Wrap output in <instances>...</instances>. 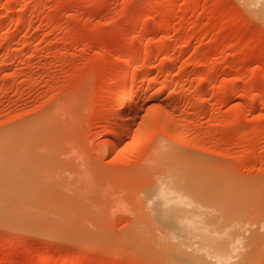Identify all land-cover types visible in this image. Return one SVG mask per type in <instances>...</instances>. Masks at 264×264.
Returning <instances> with one entry per match:
<instances>
[{
	"label": "rangeland",
	"instance_id": "rangeland-1",
	"mask_svg": "<svg viewBox=\"0 0 264 264\" xmlns=\"http://www.w3.org/2000/svg\"><path fill=\"white\" fill-rule=\"evenodd\" d=\"M254 1L0 0V133H29L35 161L27 151L31 164H15L14 178L69 222L46 234L0 226V264H161L133 236L138 195L156 182L218 191L213 218L257 233L249 264H264V20ZM121 123L129 134L116 147ZM167 150L207 164H158Z\"/></svg>",
	"mask_w": 264,
	"mask_h": 264
},
{
	"label": "bare ground",
	"instance_id": "bare-ground-1",
	"mask_svg": "<svg viewBox=\"0 0 264 264\" xmlns=\"http://www.w3.org/2000/svg\"><path fill=\"white\" fill-rule=\"evenodd\" d=\"M254 5L256 12L264 20V0H255ZM125 65L123 70L120 69L122 73L134 75L136 69L130 63L127 67ZM118 88L120 87L115 81L108 90L114 93ZM151 88L145 91L151 93ZM159 92L160 90L156 93ZM132 94L133 88L126 87L117 98V108L128 106L127 102ZM119 119L123 121V118ZM118 128L114 141L116 147L122 145L129 134L127 124L116 129ZM28 134L17 129L0 133V226L45 234L64 230L69 224L67 216L46 211L47 206L35 196L37 191L14 178L12 169L15 164H31L32 159L35 161V156L28 150ZM27 151L31 161L25 155H28ZM190 155L167 150L158 164H207L195 158V155ZM219 195L214 189L194 188L187 183L172 182H156L142 190L138 195L141 201L138 209L140 212L135 214L139 226L136 224L138 227L133 236L143 241L139 246L151 259L147 258L161 264H249L257 252L256 241L260 244L261 237H258L260 240L256 239L257 233L254 231L255 236H247L248 239L245 240L243 234L229 230L224 221L213 218L215 199ZM174 224L178 226H169ZM75 263L77 264L76 261Z\"/></svg>",
	"mask_w": 264,
	"mask_h": 264
}]
</instances>
